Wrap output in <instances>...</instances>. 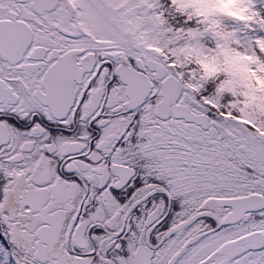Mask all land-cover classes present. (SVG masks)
<instances>
[{"label":"snow or ice","instance_id":"1","mask_svg":"<svg viewBox=\"0 0 264 264\" xmlns=\"http://www.w3.org/2000/svg\"><path fill=\"white\" fill-rule=\"evenodd\" d=\"M0 264H264V0H0Z\"/></svg>","mask_w":264,"mask_h":264}]
</instances>
